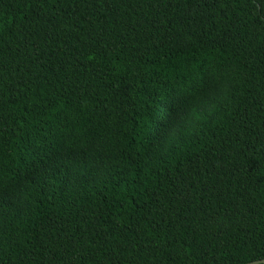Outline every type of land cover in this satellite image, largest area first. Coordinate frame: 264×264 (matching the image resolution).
Listing matches in <instances>:
<instances>
[{"label": "trees", "instance_id": "obj_1", "mask_svg": "<svg viewBox=\"0 0 264 264\" xmlns=\"http://www.w3.org/2000/svg\"><path fill=\"white\" fill-rule=\"evenodd\" d=\"M260 259L264 0H0V264Z\"/></svg>", "mask_w": 264, "mask_h": 264}, {"label": "water", "instance_id": "obj_2", "mask_svg": "<svg viewBox=\"0 0 264 264\" xmlns=\"http://www.w3.org/2000/svg\"><path fill=\"white\" fill-rule=\"evenodd\" d=\"M258 263H264V259L251 261V262H248V263H245V264H258Z\"/></svg>", "mask_w": 264, "mask_h": 264}, {"label": "clouds", "instance_id": "obj_3", "mask_svg": "<svg viewBox=\"0 0 264 264\" xmlns=\"http://www.w3.org/2000/svg\"><path fill=\"white\" fill-rule=\"evenodd\" d=\"M224 86H227V82L224 84Z\"/></svg>", "mask_w": 264, "mask_h": 264}]
</instances>
